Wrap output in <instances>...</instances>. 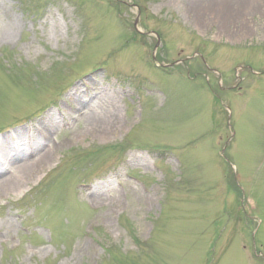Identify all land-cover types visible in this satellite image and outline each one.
I'll return each mask as SVG.
<instances>
[{"label": "rangeland", "instance_id": "374dc122", "mask_svg": "<svg viewBox=\"0 0 264 264\" xmlns=\"http://www.w3.org/2000/svg\"><path fill=\"white\" fill-rule=\"evenodd\" d=\"M208 1L0 0V264H264V0Z\"/></svg>", "mask_w": 264, "mask_h": 264}, {"label": "bare ground", "instance_id": "6f19581e", "mask_svg": "<svg viewBox=\"0 0 264 264\" xmlns=\"http://www.w3.org/2000/svg\"><path fill=\"white\" fill-rule=\"evenodd\" d=\"M235 1H236L235 4H238L240 2V0H235ZM243 1H244V3H247L250 6H254L255 2L257 0H243ZM221 2H222V4L221 3L217 4L214 1H208L204 4H202V3L197 4L198 8L201 11V12H199V16H201L200 17V23L202 25L207 24L206 19H205L206 13L211 14V12H215V13H218V15L220 14V16H221L223 14L226 15L227 13L232 12L233 7L228 4L229 0H221ZM228 10H230V11L228 12ZM75 100H77V99H75ZM93 124H97L95 126L96 130H94V132L97 134H100V135L106 134V132H108V129L110 128V127L107 128L108 127L107 123L101 122V121H95V123H93ZM20 134H22L24 140L31 141L32 146L35 147V141H33L32 135H27V134L25 135V133H23V132H20ZM15 139L16 138L14 136L11 137V135L0 137V156H1V158L5 154V152L7 153L9 151V150L3 149L2 146H8V145H10L12 149L13 148L17 149L16 155H19V156L24 155L25 151L18 150V148H19L18 141L16 142ZM51 153H52L51 150H46L31 160L26 159L25 161H23L24 163L21 164V167L19 168V170L16 173H9L3 178V180H1L0 190L1 191L2 190H9L10 191L11 189H14L15 187L19 186L21 183L27 182L31 176V173H33V171H35L36 168L43 166L45 163H47L51 159V157H52ZM2 162H4V161H2ZM4 165H6L5 162L0 163L1 168L2 167L4 168Z\"/></svg>", "mask_w": 264, "mask_h": 264}]
</instances>
